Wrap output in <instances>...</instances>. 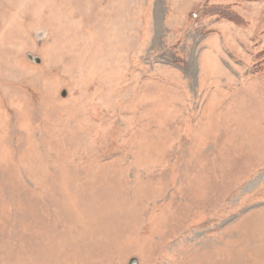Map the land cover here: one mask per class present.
Listing matches in <instances>:
<instances>
[{
  "label": "rangeland",
  "instance_id": "obj_1",
  "mask_svg": "<svg viewBox=\"0 0 264 264\" xmlns=\"http://www.w3.org/2000/svg\"><path fill=\"white\" fill-rule=\"evenodd\" d=\"M264 264V0H0V264Z\"/></svg>",
  "mask_w": 264,
  "mask_h": 264
},
{
  "label": "water",
  "instance_id": "obj_2",
  "mask_svg": "<svg viewBox=\"0 0 264 264\" xmlns=\"http://www.w3.org/2000/svg\"><path fill=\"white\" fill-rule=\"evenodd\" d=\"M129 264H136V260L133 259L132 261L129 262Z\"/></svg>",
  "mask_w": 264,
  "mask_h": 264
}]
</instances>
